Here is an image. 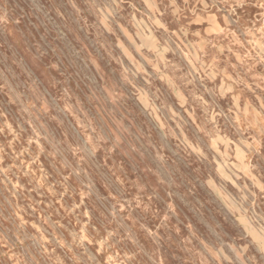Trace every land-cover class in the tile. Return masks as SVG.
<instances>
[{"label": "rangeland", "instance_id": "1", "mask_svg": "<svg viewBox=\"0 0 264 264\" xmlns=\"http://www.w3.org/2000/svg\"><path fill=\"white\" fill-rule=\"evenodd\" d=\"M0 264H264V0H0Z\"/></svg>", "mask_w": 264, "mask_h": 264}]
</instances>
